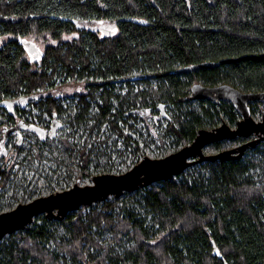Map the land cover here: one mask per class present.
I'll return each mask as SVG.
<instances>
[{
	"label": "trees",
	"instance_id": "trees-1",
	"mask_svg": "<svg viewBox=\"0 0 264 264\" xmlns=\"http://www.w3.org/2000/svg\"><path fill=\"white\" fill-rule=\"evenodd\" d=\"M79 21L90 27L82 28ZM102 22H110L114 32L100 35L95 25ZM73 32L78 36L64 39ZM3 37L9 39L0 42V104L12 101L15 109L0 106L2 121L7 120L0 129L8 122H33L26 116L29 106L83 125L90 118L89 96L97 106L94 120L109 123L124 137L119 121L129 124L126 114L142 115L161 103L180 111L191 103L195 83L264 91V59L172 74L206 61L264 53V0H0ZM27 37L55 45L48 44L35 61ZM135 74L146 78L135 80ZM58 78L61 86H56ZM67 80L83 81L88 90L80 95L78 111L62 107L60 92ZM134 82L145 87L136 91ZM118 83H126L127 92L119 93ZM198 103L201 110L190 104L174 119L171 132L181 148L209 122L217 125L213 110L219 114L221 109L237 123L230 102H220V109L214 102ZM210 147L218 153L225 142ZM262 152L245 161L200 163L181 177L126 193L138 198L144 217L129 210L124 216L109 213L121 197L84 206L58 221L37 217L0 243V264H264V147ZM81 154L87 166V154ZM0 174L6 185L10 170L2 167ZM55 223L65 226L64 235L51 229ZM93 226L108 229L117 243L132 244L116 253L100 243L101 235L91 233ZM50 241L57 251L47 248Z\"/></svg>",
	"mask_w": 264,
	"mask_h": 264
},
{
	"label": "rangeland",
	"instance_id": "rangeland-1",
	"mask_svg": "<svg viewBox=\"0 0 264 264\" xmlns=\"http://www.w3.org/2000/svg\"><path fill=\"white\" fill-rule=\"evenodd\" d=\"M79 22L82 28L90 27L88 24ZM95 27L102 36L114 32V26L110 22L98 23ZM77 36L78 32H73L64 36V39L70 40ZM8 39L9 37H3L0 42H5ZM24 42L29 48L30 56L35 61L40 60L48 44L55 45L52 40L44 42L34 37H27ZM149 80L154 85L157 84L156 79ZM137 82H134L136 91L145 87V84ZM56 84V86H61L63 84L62 78H58ZM117 87L119 93L127 92L126 83H118ZM60 93L64 95L61 98L62 107L78 111L80 108V95L87 96L88 90L83 81L73 82L67 80ZM86 100L91 101L90 118L83 125L65 122L64 116L60 114L48 112L46 109H33L31 106H27V110H31L32 114L29 113L26 116L31 118L33 122H25L23 119L18 124L8 122L7 125H1L0 170L2 167L9 169L10 178L6 185H2L3 176L0 174V213L10 211L19 204H25L36 198L64 191L77 185H92L94 183L93 177L96 175L123 174L138 164L145 156L152 159L163 158L178 151L181 149L180 143L177 141L176 135L171 132L172 127L176 125L174 120L176 115L183 114L190 108V104L201 110L198 103L200 100H191V103L181 106L180 111L174 105L166 106L165 111L168 116L158 120H155V118L161 114L159 108L153 109V112L145 110L142 115H140V112L139 114L134 112L133 115L126 114L125 117L128 118L129 124H123L122 120L119 121V126L124 134V137H121L118 133L113 132L109 123H98L94 120L92 115L97 111L95 99L87 96ZM220 102H216L218 109H220ZM256 103L259 104L251 106V103L250 106L252 107L254 120L259 122L262 121L264 115V101ZM14 107L15 105L12 108ZM212 113L217 125L209 126V122L208 126L203 129L212 130L223 122H226L232 128H236L237 123H231L229 116L221 109L219 114L215 110ZM236 113L238 115L237 121L241 120V115L237 111ZM132 116H135V119ZM2 118H4L3 115L0 116L1 123L7 121L6 119L2 121ZM130 125L132 128L129 127ZM125 137H130L128 142ZM255 137V135H252L248 138L238 137L234 140H226L224 141L225 147L222 150L236 148ZM243 139L244 142H241ZM262 143L264 141L260 144ZM258 147L260 148L259 151H255L254 149ZM263 147L264 145H257L255 148L247 149L241 159L245 161L246 157H261ZM81 151L87 154L89 160L87 166H84ZM204 151L206 154L217 153L211 150L210 145L205 147ZM83 171L85 172L82 173ZM187 172L186 170L183 174ZM125 194L121 197L120 202L109 210V213L124 216L129 210L134 212L138 218L144 217L145 210L138 202V198ZM110 199H113V197H109L107 200ZM88 210L89 208H85L84 215ZM41 216H45V214L38 217ZM38 222L43 223L41 218ZM51 227L60 235L65 234V226L61 223H55ZM91 233L101 235L100 243L113 246L115 252L119 254L124 253V250L129 247L128 245L132 244V242H124L125 240L119 243L115 242L110 231L106 228L100 231L96 226H93ZM108 239L114 241V243L109 242ZM4 240L7 242L9 235L2 242ZM19 242L21 241L19 240ZM47 248L57 251L53 241L48 242ZM93 253H95V250ZM69 264H81V262L70 260ZM84 264L91 263L86 262Z\"/></svg>",
	"mask_w": 264,
	"mask_h": 264
},
{
	"label": "water",
	"instance_id": "water-1",
	"mask_svg": "<svg viewBox=\"0 0 264 264\" xmlns=\"http://www.w3.org/2000/svg\"><path fill=\"white\" fill-rule=\"evenodd\" d=\"M250 59H264V53L246 54L239 57L223 58L219 61H206L172 72L175 75L191 73L197 70L215 69L223 64L237 63ZM137 76L135 80L144 79ZM191 100H206L210 102L228 101L241 115L236 128L226 122L208 130L200 129L192 143L163 158L152 159L145 156L129 171L117 174H101L93 177L94 183L86 186H74L70 189L56 192L48 196L36 198L28 203L19 204L16 208L0 213V243L15 232L22 231L31 225L36 217L45 214L48 220H61L68 213L78 211L84 206H91L97 202L106 201L109 197L120 198L125 193H132L142 187L150 186L160 181H167L182 175L188 168L204 163L216 161L240 160L247 149L255 148L264 141V115L262 121H255L252 116L251 103L264 101L263 92H243L230 84L206 86L195 83L191 87ZM12 101H3L0 106L9 108ZM166 104H159L161 119L165 116ZM256 137L242 145L222 150L214 154H206L204 148L226 140L238 137Z\"/></svg>",
	"mask_w": 264,
	"mask_h": 264
},
{
	"label": "flooded vegetation",
	"instance_id": "flooded-vegetation-1",
	"mask_svg": "<svg viewBox=\"0 0 264 264\" xmlns=\"http://www.w3.org/2000/svg\"><path fill=\"white\" fill-rule=\"evenodd\" d=\"M146 78V77H145ZM14 106V104L12 103V106L11 107H9V108H12ZM13 109V108H12ZM150 111H152L153 112V109H151ZM165 116L164 117H167L168 115H167V113H166V111H165ZM155 120H158V118L156 117L155 118ZM22 122V121H21ZM22 124V123H21Z\"/></svg>",
	"mask_w": 264,
	"mask_h": 264
}]
</instances>
